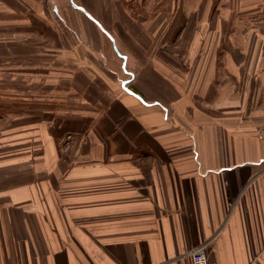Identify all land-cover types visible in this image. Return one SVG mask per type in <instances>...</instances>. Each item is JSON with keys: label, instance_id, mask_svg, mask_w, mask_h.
I'll return each instance as SVG.
<instances>
[{"label": "crops", "instance_id": "0c3cea01", "mask_svg": "<svg viewBox=\"0 0 264 264\" xmlns=\"http://www.w3.org/2000/svg\"><path fill=\"white\" fill-rule=\"evenodd\" d=\"M17 52L56 91L0 72V264H264V0H0Z\"/></svg>", "mask_w": 264, "mask_h": 264}, {"label": "rangeland", "instance_id": "374dc122", "mask_svg": "<svg viewBox=\"0 0 264 264\" xmlns=\"http://www.w3.org/2000/svg\"><path fill=\"white\" fill-rule=\"evenodd\" d=\"M108 39L112 41V37ZM43 40L44 41H41L40 39H34L32 41L33 50H39V45H41V43L42 44L46 43L45 39ZM46 40L55 41L56 39L51 38V39H46ZM107 44L109 45V42H107ZM107 44L106 42L104 43V49L106 52L108 50ZM110 46L112 47L111 48L112 51L116 52L115 45L113 42L110 43ZM21 49L22 47L21 48L16 47L17 51ZM20 53L21 52H17L15 54L10 53V54L1 55L0 56V72L10 73V78L15 81L12 84L13 86L11 87L12 91L16 89V91L14 92H17V95H19L21 98H23L24 96H27L28 105L31 107L34 104V108H35L39 106L38 105L39 103L38 101H36V103L34 101H31V99L32 98L39 99L41 95L46 94L47 93V91H45L46 87L53 89V91H48L50 94H52V92L56 91V86L46 85L43 82H42L43 86L41 85V77L45 78V72L41 71L42 70L41 64L45 63V61H41V60H46V55L44 54L41 55L39 52L37 53L33 52V54L31 55H24ZM116 55H118L117 61H121V58H122V62L125 64V59H123V57L125 56L119 54L118 52H116ZM121 69L122 68L120 65V71ZM117 79H118L119 87H121L123 91H126L125 82L121 81L119 78ZM41 87L43 89H41ZM0 94L6 95V87L0 88ZM1 98L2 97H0V106H5L7 102L3 101ZM3 120H4L3 118L2 119L0 118V125L5 124V123H2Z\"/></svg>", "mask_w": 264, "mask_h": 264}, {"label": "built area", "instance_id": "2783aa9c", "mask_svg": "<svg viewBox=\"0 0 264 264\" xmlns=\"http://www.w3.org/2000/svg\"><path fill=\"white\" fill-rule=\"evenodd\" d=\"M256 136L261 143V158L264 160V123L257 129ZM188 255L190 256L191 264H217V261L207 254L204 245L190 249Z\"/></svg>", "mask_w": 264, "mask_h": 264}]
</instances>
